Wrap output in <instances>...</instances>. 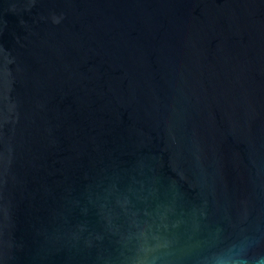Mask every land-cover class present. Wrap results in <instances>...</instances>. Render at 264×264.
<instances>
[{"label":"water","instance_id":"95a60500","mask_svg":"<svg viewBox=\"0 0 264 264\" xmlns=\"http://www.w3.org/2000/svg\"><path fill=\"white\" fill-rule=\"evenodd\" d=\"M240 256L264 257V0H0V264Z\"/></svg>","mask_w":264,"mask_h":264},{"label":"clouds","instance_id":"9594fccd","mask_svg":"<svg viewBox=\"0 0 264 264\" xmlns=\"http://www.w3.org/2000/svg\"><path fill=\"white\" fill-rule=\"evenodd\" d=\"M243 251H244V249H243V247H241V252H243ZM234 264H249V261L244 256H240L238 259H236L234 261ZM256 264H264V257L259 258L256 261Z\"/></svg>","mask_w":264,"mask_h":264}]
</instances>
